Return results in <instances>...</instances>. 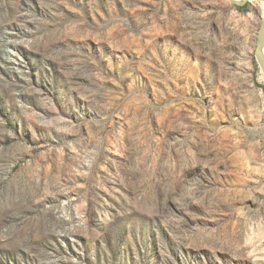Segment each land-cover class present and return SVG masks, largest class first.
I'll return each instance as SVG.
<instances>
[{
    "label": "rangeland",
    "instance_id": "rangeland-1",
    "mask_svg": "<svg viewBox=\"0 0 264 264\" xmlns=\"http://www.w3.org/2000/svg\"><path fill=\"white\" fill-rule=\"evenodd\" d=\"M263 14L0 0V264H264Z\"/></svg>",
    "mask_w": 264,
    "mask_h": 264
},
{
    "label": "water",
    "instance_id": "water-1",
    "mask_svg": "<svg viewBox=\"0 0 264 264\" xmlns=\"http://www.w3.org/2000/svg\"><path fill=\"white\" fill-rule=\"evenodd\" d=\"M228 1L238 6H243L249 2H261L262 4H264V0H228ZM254 56L264 78V14L257 32L256 44L254 48Z\"/></svg>",
    "mask_w": 264,
    "mask_h": 264
},
{
    "label": "trees",
    "instance_id": "trees-1",
    "mask_svg": "<svg viewBox=\"0 0 264 264\" xmlns=\"http://www.w3.org/2000/svg\"><path fill=\"white\" fill-rule=\"evenodd\" d=\"M247 4H248V3H247ZM247 4H245V6H246ZM238 8L242 9L243 7H238Z\"/></svg>",
    "mask_w": 264,
    "mask_h": 264
},
{
    "label": "bare ground",
    "instance_id": "bare-ground-1",
    "mask_svg": "<svg viewBox=\"0 0 264 264\" xmlns=\"http://www.w3.org/2000/svg\"><path fill=\"white\" fill-rule=\"evenodd\" d=\"M263 7H264V4H263Z\"/></svg>",
    "mask_w": 264,
    "mask_h": 264
}]
</instances>
